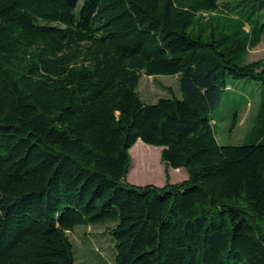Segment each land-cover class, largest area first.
Masks as SVG:
<instances>
[{
    "label": "trees",
    "instance_id": "obj_1",
    "mask_svg": "<svg viewBox=\"0 0 264 264\" xmlns=\"http://www.w3.org/2000/svg\"><path fill=\"white\" fill-rule=\"evenodd\" d=\"M219 2L0 0V264H76L67 233L105 223L115 264H264V142L220 146L210 117L228 77L264 82L236 61L264 24L215 34ZM142 74L181 98L144 104ZM139 141L187 178L126 183L132 147L155 171Z\"/></svg>",
    "mask_w": 264,
    "mask_h": 264
},
{
    "label": "rangeland",
    "instance_id": "obj_2",
    "mask_svg": "<svg viewBox=\"0 0 264 264\" xmlns=\"http://www.w3.org/2000/svg\"><path fill=\"white\" fill-rule=\"evenodd\" d=\"M260 0H221L215 15L209 16L215 23V34L223 29L238 38L243 46L246 39L242 30L250 37V31L264 24V8L260 7ZM226 31V32H227ZM253 33V31H252ZM249 41V40H248ZM247 41V42H248ZM236 61L240 63L264 62V35L261 42ZM242 49L239 50L241 52ZM242 53V52H241ZM241 59V60H240ZM228 88L223 93L220 106L212 111L211 124L217 143L220 146H240L264 142V136L258 134L264 117L263 93L264 82L252 79L227 78ZM167 88H170L172 94ZM137 92L141 101L146 105L156 104L161 99H170L172 96L180 99L179 80L177 76L147 77L141 75ZM140 145H145L139 141ZM153 150L157 159L155 171L151 175L136 178V174L145 168V163L139 156V148L129 150L131 166L125 182L133 186L163 187L168 176V182L179 183L187 178L185 169H171L161 163V147L145 145ZM141 150V149H140ZM134 157V158H133ZM115 223L96 225H79L67 236L73 246V255L76 264H115V248L113 240L107 235V229Z\"/></svg>",
    "mask_w": 264,
    "mask_h": 264
}]
</instances>
